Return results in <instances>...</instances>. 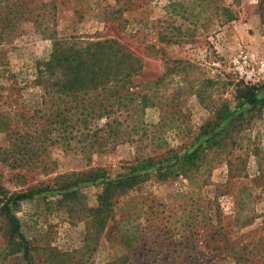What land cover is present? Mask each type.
Segmentation results:
<instances>
[{
  "label": "rangeland",
  "instance_id": "374dc122",
  "mask_svg": "<svg viewBox=\"0 0 264 264\" xmlns=\"http://www.w3.org/2000/svg\"><path fill=\"white\" fill-rule=\"evenodd\" d=\"M172 1L0 0V184L10 195L43 191L14 211L29 259L10 243L0 219V264H264V113L209 150L189 178L159 180V165L140 172L142 182L116 198L115 216L103 229L86 210L97 207L101 185L85 183L84 172L102 168L115 180L168 146L192 150L208 138L203 126L220 104L237 106L238 86L264 84H247L232 66L244 53L264 59L263 0L205 1L209 12L199 0H185L187 20L169 15ZM215 5L230 7L236 19L221 22ZM53 37L116 40L143 60L136 82L157 83L147 138L90 159L82 151L87 142L62 139L51 124V106H63L61 97L52 99L58 87H42L38 69ZM122 229L139 239L132 248Z\"/></svg>",
  "mask_w": 264,
  "mask_h": 264
},
{
  "label": "trees",
  "instance_id": "16d2710c",
  "mask_svg": "<svg viewBox=\"0 0 264 264\" xmlns=\"http://www.w3.org/2000/svg\"><path fill=\"white\" fill-rule=\"evenodd\" d=\"M205 1L210 0H199L201 5L198 7L202 8V12H209V8L207 10L205 6L202 7ZM183 2L185 0L172 1L167 7L169 15L176 18L185 17L187 20L189 7ZM215 6L211 7V10L216 12L221 22L236 19L230 7L216 6L215 9ZM260 10L264 25V0ZM181 12L184 15H181ZM213 15L212 12L210 16ZM52 40L53 50L47 60L40 62L38 69L42 87H58L57 91L52 92V99L61 97L63 106H51V117H54L51 124L55 125L57 132L63 131L62 139L87 142L82 151L90 159L94 153H105L111 145L147 138L148 132L144 125L148 110L156 107V90L153 89L157 83L136 82L135 79L144 68L143 60L116 40L86 44L57 37ZM263 85L242 83L238 86L235 99L237 106L232 107L227 101L220 104L213 119L203 126L202 135L208 138L192 150L181 153L178 149L164 144L165 147L168 146L165 151L156 156L139 158L131 164L128 175L115 180L102 168H92L84 172L85 183L100 182L101 185L97 207L86 208L91 220L99 221L102 229L106 227L108 221L115 216L116 200L142 182V171L159 165L156 172L159 180L189 178L193 173L200 171L209 150L223 147L233 135L248 129L253 118L264 113V94L259 92L260 88H264ZM52 93L49 92L48 96ZM244 106L249 107L246 112L241 111ZM125 114L126 119L122 120L121 117ZM128 120L132 123L129 122L125 126ZM223 123H226L225 127L216 131ZM233 142L235 143L236 139ZM157 147L161 149L163 146ZM76 183L67 184L61 190H69ZM41 192L43 191L28 190L10 195L0 184V219L5 223L10 243L13 247L23 250L26 259L30 257L29 243L21 231L20 220L14 211L21 202L30 200ZM116 228V225L111 227L112 230ZM135 235L129 230H120L121 239L130 248L134 242L139 241Z\"/></svg>",
  "mask_w": 264,
  "mask_h": 264
},
{
  "label": "built area",
  "instance_id": "2783aa9c",
  "mask_svg": "<svg viewBox=\"0 0 264 264\" xmlns=\"http://www.w3.org/2000/svg\"><path fill=\"white\" fill-rule=\"evenodd\" d=\"M234 73L247 84L264 81V59H258L253 53H244L232 60Z\"/></svg>",
  "mask_w": 264,
  "mask_h": 264
}]
</instances>
